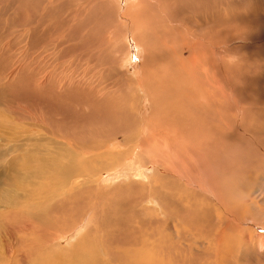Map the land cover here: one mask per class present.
<instances>
[{"label":"rangeland","instance_id":"1","mask_svg":"<svg viewBox=\"0 0 264 264\" xmlns=\"http://www.w3.org/2000/svg\"><path fill=\"white\" fill-rule=\"evenodd\" d=\"M211 1L197 0L200 3L198 4L196 0H141L137 5L131 6L129 11L132 14L130 17V15L128 16L125 13L128 11L126 7L127 0H0V150L7 149L8 144L11 145L15 142V136L23 134L24 130L33 133V130L29 128H31L32 124L39 122L42 124L39 133L44 135V137L52 136L56 139H54L56 143H43L44 146H50L49 148L51 149V146L57 145L58 142L62 145H64V142H67V139H65L67 136H61L62 131L82 129L84 134L88 135L91 133L89 129L93 125L101 126L100 129H98L99 127L97 128V130H100V133L108 130L107 127L109 129L113 128V126H120L119 128L124 127L123 131L122 129L119 131L116 129L109 130L113 132V136L111 135L112 137L105 138L106 143L108 142L105 148H98V151L102 150V154L105 153L103 150L106 152H116V154L122 150L130 153L136 146L135 150H138V154L141 155V149L144 147L150 149V143L154 141L152 138H155L153 143L157 142L159 147L165 144L166 141H169L171 144H174L176 141L177 143L183 144L185 140V143L181 146V150L186 154L187 158L177 159L172 155L171 151H168L167 155L171 154L169 165H171L172 158L175 159L173 163L178 166H180L181 161L184 164L187 159L188 162L186 161V163H190L192 164L191 166H197L196 168H199L201 176H203L206 182L211 180V177L207 176V170L212 169L213 173H216L214 179H217L220 184L219 187H216L217 194L225 203H230V208L238 214H234V219L232 216L230 217L233 229L229 230L228 233L233 231V235L227 241V246L233 248V252L231 253L232 255H229L228 259L234 262V264H264V244L260 245L264 243V0H249L250 4H248V0H233L228 5L222 0L221 6H213V10L206 9L208 2L211 4ZM220 1L215 0L214 2H216V5L219 2L218 5H220ZM234 1H236L235 8H229V11H227L226 8ZM52 3L54 5L53 7ZM136 9H140V12L138 13ZM54 12H57V14ZM80 12L81 15L83 14L82 16ZM195 12L198 14H195ZM73 14H75V17H73ZM218 15L224 18L223 22L225 24L223 25L224 27L216 29L213 33L211 27L215 20L219 18L217 17ZM232 15L237 16V20L234 22L229 21V19L231 20L233 18ZM53 16L57 18L54 19ZM58 16H61V18ZM127 18H132L136 21L139 20L138 22L140 24H135L139 30H137L139 32L137 33L138 35L142 33L140 32L143 28L142 23L145 22L149 32L152 33L146 46L153 47L147 48L148 52L146 53L148 54L143 59L138 53L139 50L135 48L134 42H132L133 40L130 39L132 27L128 26ZM74 19L77 22L76 27H74L76 25ZM72 25L73 27H71ZM235 25H239L240 27L247 25L248 27H245L247 31L245 28L238 29L240 31L237 28L236 31L235 28L232 30L231 27ZM206 29L210 31H205ZM217 31L218 34H216ZM58 40L62 41L59 43ZM194 57L196 60H194ZM28 64L33 68L44 71L41 78L44 79L46 77V80L49 81L48 83L46 82L43 95L46 97L50 96L52 91L49 88L53 87L57 92L56 97H58L55 107L51 106V104L42 107L44 103L33 104L30 106L31 112H29V105L26 99H29L33 94L28 96L25 93L24 88L27 85L23 82L27 74L25 72L26 68L24 67ZM200 64L202 65L201 70H205V72L200 71V77L197 78L193 68L196 66L199 67ZM179 68L185 69L184 74L182 73L183 69H180V71ZM48 75L49 77H47ZM171 82L177 84V88L174 89ZM34 83H38L37 77H35ZM217 86L219 87V91L215 89ZM164 88L166 91L163 90ZM176 89L177 91L179 90L178 93H176ZM223 91L227 94L229 93L228 95H231L233 101L237 103V108L239 109L238 111L235 110L236 113L234 110L224 109L226 101L223 98ZM166 92L168 93L166 94ZM206 94L210 97L211 104L206 103ZM182 95L184 97L188 96L186 99L187 104L193 102L194 98H196L195 101L198 104L196 103L192 107L189 106L179 109L175 102ZM157 99L160 100L158 101ZM167 110L168 112L166 114ZM245 110H247V113H245ZM227 111L228 115L224 116L223 112ZM180 112L181 114H192L195 118L194 120L197 121L196 125H188L190 118L184 122V117L183 120H180L184 123L179 126V121L176 122L172 118L174 117L172 115H175V113L180 114ZM23 113L27 115L22 117ZM34 113L40 117L39 122L32 118ZM50 114L52 117H49ZM163 114L167 119H163ZM246 114L248 116L244 117ZM46 117L53 119V122L58 124L56 126L59 127L60 133L57 136H53L51 132L46 133L44 131V129L51 131V128H53L52 126L46 128L47 125L41 121L46 120ZM249 118L254 120L251 121ZM162 119L164 122L166 121L165 124L167 123V126L164 127V123L159 124V122L163 121ZM173 122L176 125H174L175 123L172 124ZM7 123L8 125H6ZM109 123L112 125H109ZM7 126L11 127L7 129ZM196 126L197 128L200 126L202 131L196 130ZM11 128L13 129L11 130ZM185 128L188 129L187 132H185ZM210 129L213 131H210ZM216 129L219 132L222 131L221 134L224 132L226 135L231 136L230 139L232 141L228 149V151L231 150V153L227 151L228 146L223 141L224 139L219 138L216 142L211 140V143L205 139L206 130L207 132L217 134L219 132ZM260 129L263 130L259 132ZM174 133L175 135L179 133V138H172V141L165 139L168 136V138L174 136ZM189 133L191 134L187 136L186 134ZM129 137L130 140L128 139ZM181 138H184V140H181ZM36 140L38 141L37 138ZM203 140L205 143L202 142ZM21 141L23 142V140ZM117 142L119 144L121 143L120 145L122 147L113 146V148L112 145H116ZM140 142L145 145L144 147L137 148ZM66 144L64 148H59L60 151L58 147H55L54 150L58 153L63 151V155L65 151H70L69 153L65 152L66 158L69 157V154L75 152L79 154L82 150L79 145L68 147ZM203 144L214 147L217 145L215 148L213 147L215 153L211 154L207 152V147ZM31 145L32 141L29 140L28 147H31ZM86 145L85 149H88L90 144L88 143ZM171 146H169V149H173ZM60 147L63 146L60 145ZM217 147L221 148L216 149ZM14 150L12 154H18L19 151L17 148ZM193 150L195 154H193ZM187 151L188 153H186ZM159 152H162V150ZM95 153L96 151L92 154L93 158L91 157L93 160L90 158L92 160L89 164L91 171L88 172V180L92 181L91 184L95 192H93V197H91L92 202L89 201V204L91 203L90 205H92L95 203V207L98 208V214L94 219L96 223H99V221L101 223L103 221L102 213L105 212L103 210H106L109 206L115 207V205L128 204L126 200L131 195H136V191L129 192V188L126 187L130 186L133 188L134 183L136 184L135 186L144 185V190L148 192L150 186L147 181L139 182L140 180L138 182L133 180L134 183H128L126 181L121 184L104 185L105 182L102 181H104L105 174L103 172H105L106 168L103 167L109 161V166H118L124 160L117 158V156H110L105 157L106 159L103 161L99 160V157L95 159ZM79 155L81 156V154ZM6 157L0 159V196H2L1 190L4 187L3 183L5 181L3 175H5L6 170L9 168L10 159H8L9 156ZM113 159H117V161L112 163ZM143 159V162L148 163L146 157ZM100 164L102 165L100 166ZM97 165L103 168V170L99 169ZM225 167L229 168L225 171ZM76 168L79 169L77 166ZM181 171L185 172V169H181ZM20 173L22 172H19L18 175ZM189 173L194 174L192 170H189L188 175H190ZM182 175L186 177V174ZM16 177L13 176L12 178L15 179ZM228 177H231L229 189L223 186L225 182L224 178ZM198 182L202 186H205L202 179L198 180ZM9 183L7 180L5 185H9ZM130 184H133V186ZM147 184L149 187L146 186ZM196 194L202 200L186 198L184 203L197 204V201H199L198 203L200 201H207L205 206L210 203L211 206L207 208L216 221L210 226L212 231L210 227L208 230L214 233V238L205 235V237L198 236L197 240H194L187 233L188 236L186 235L187 237L185 239L183 238L181 243L185 248L191 245V247L198 246L200 249H203L207 248L210 242L213 247L222 248L225 236L221 235L222 232L217 223V220L222 219L219 213L221 207H223L222 203L217 204L211 201V199L203 196V193L202 195ZM121 195L126 198L123 200ZM147 196H137L136 205L144 213L145 218L138 217L136 224L140 225L142 223L143 232L150 234L149 236L146 235L150 238V241L152 240L155 244H159L156 240L159 242L164 241L168 235V228L159 231L160 233L158 235L161 236V240H159L160 238L149 230L151 224H148L146 220L153 219L155 222L167 223V225L169 223V228L172 225V222H170L172 220L171 218L163 217L164 213L157 211L156 205H153L155 208L151 206L150 204L153 202L147 199ZM168 196L175 197V195ZM180 197H182L181 194ZM179 206L182 207L185 205L179 204ZM196 210L200 213L202 212V208L199 206ZM16 213L18 212H13L11 215H8L3 205L0 206V264H69L70 261L72 262L71 258H74V247L76 244H79V241H82V246L85 242H93L96 240L94 235H97L96 230L99 225L95 222L92 223L93 226L90 228L91 233L89 232V237H85L87 239L79 238V234L81 236L85 234L83 231L85 222L74 230L75 232L81 228V231L78 230L76 235L70 232L77 222L83 218V214L71 216L73 219L66 215L63 224H61V220L59 219L58 222H60L61 228L59 227L60 229L58 228L56 230L58 233L52 236L53 239L49 237L50 239L44 242L45 240L42 237L47 229L43 227L37 235L35 233H28L31 235L29 236L24 229L25 224L20 223L21 220L20 218L18 220L15 215ZM86 215L88 217V214ZM204 224L207 225L206 223ZM180 225L176 224L179 227L184 226L183 224ZM216 234L219 236L217 235L215 237ZM154 237L156 238L154 239ZM25 242L28 243L25 244ZM39 247L41 255L34 256V250ZM110 247L113 251H122V247L120 248L117 244L113 243ZM25 249L29 250L26 251ZM80 250H78L79 253L77 252L76 256L83 258L85 252L84 250ZM49 251L52 253H48ZM128 251L127 249L125 253ZM37 252L40 253V251ZM214 254L216 256V253ZM215 256L210 257L212 264ZM43 258H47V261ZM19 259L21 260L19 261ZM113 259L115 261L112 264H134V262L141 260V256L139 253H136L135 257L133 254L131 256L127 255ZM101 260L100 264H110L109 261H111L109 257L101 258Z\"/></svg>","mask_w":264,"mask_h":264},{"label":"bare ground","instance_id":"2","mask_svg":"<svg viewBox=\"0 0 264 264\" xmlns=\"http://www.w3.org/2000/svg\"><path fill=\"white\" fill-rule=\"evenodd\" d=\"M140 1L141 0H127V6L126 7H127L128 11L125 12V13H127L128 16L130 15V17H131L132 13L129 11L131 6L137 5ZM214 1L215 0H212L211 4H209V2H208V5H207L206 9L209 8L210 10H213V6L214 7L221 6L222 0L220 1V5H218L219 2H217V5H216V2H214ZM224 1L228 5L233 0H224ZM196 2H197V0H196ZM22 3H23V1H22ZM198 4H200V3H198ZM222 4H224V3H222ZM248 4H250V1H249ZM235 5H236V1H234L227 8L225 6V8L227 9V11H229L228 9L229 8H235ZM53 6L54 5L52 3V7ZM140 9H141V7H140ZM136 10H137L138 13L140 12L138 9H136ZM160 10H161V8H160ZM198 10H199V8H198ZM73 11H74V9H73ZM81 12H80V15H81ZM230 12H232V11H230ZM54 13L57 14V12H54ZM46 14H48V13H46ZM75 14H73V17H75ZM195 14H198V13L195 12ZM77 15L79 16V14H77ZM161 15H162V13H161ZM44 16L46 17V15H44ZM44 16H43V18H44ZM49 16H50V13H49ZM228 16H230V15H228ZM58 17L61 18V16H58ZM136 17H137V15H136ZM138 17L141 18L140 16H138ZM217 17H219V15ZM236 17L237 16H233V18H231V20L229 19V21L230 22L236 21L237 20ZM53 18H54V16H53ZM55 18H57V17H55ZM32 21L34 22L33 19H32ZM74 21L76 22V19H74ZM77 21H78V19H77ZM126 21L129 23L128 26L132 27V29H131V38L130 39L133 40L132 42H134L135 48L139 50L138 53L143 59V57L145 55L147 56V54H148V53H146V52H148L147 48L151 47V46L147 47L146 45L149 42V38H150L152 33L149 32L148 26L145 24L146 23L145 22V23H142L143 24V28H142V31H140L142 33L138 35L137 33H139V32H137L138 29H137L135 24L139 23L138 22L139 20L136 21V20H133L132 18L131 19L127 18ZM223 21H224V18H221V17L217 18L215 20V22L212 24L211 31L214 33V31L216 29L224 27L223 25L225 24V22H223ZM57 25H58V23H57ZM239 25H235L234 27L230 26V27H231L232 30H234V28H235V31H236V28L238 30V29H244L245 27H248L247 25L246 26L243 25L242 27H240ZM76 26H77V22H76V25L74 27H76ZM168 26H169V24H168ZM37 27H38V25H37ZM71 27H73V25ZM138 27H139V25H138ZM171 27H173V26H171ZM53 29H56V28H53ZM245 30H246V28H245ZM248 30H250V29H248ZM152 31H154V30H152ZM205 31H210V30L206 29ZM238 31H240V30H238ZM250 31H253V30H250ZM74 33H75V31H74ZM128 33H129V31H128ZM248 33H249V31H248ZM71 34H73V32H71ZM216 34H218V31H217ZM24 35H25V33H24ZM32 36H34V35H32ZM77 36H78V34H77ZM124 36H125V34H124ZM26 40H27V38H26ZM60 41H62V40H60ZM60 41H59V43H60ZM62 43H64V42H62ZM195 51H197V50H195ZM203 54H204V52H203ZM194 60H196V58ZM213 60H215V59H213ZM144 61H145V59H144ZM191 61H192V59H191ZM139 65H138V67H139ZM41 66H42V64H41ZM172 67H174V66H172ZM24 68H26L25 72H27L26 77L23 79V82L27 85L24 88V91H25L26 94H28V96L33 94L32 96H30L29 99H26L27 103L29 105V110H30L29 112H31L30 106H32L33 104L44 103L42 105V107H45L46 105H50V104H51V106L55 107L56 104H57L56 99H58V97H56L57 92L55 91V89L53 87H50L49 89L52 91V94L50 96H48V97L43 95V93L45 91L44 87L46 86V82L48 83V81H49V80H46V77L44 79L41 78V76L44 73V71L42 69L38 70L37 68H33V67L30 66V64H28ZM180 69H183L182 73L184 74L185 69L184 68H179V70ZM201 69H202V65L201 64H200L199 67L196 66V67L193 68V70L196 73L197 78L200 77L201 72H205V70H201ZM41 71H42V73H41ZM190 71H189V73H190ZM191 73H192V71H191ZM191 73H190V75H191ZM35 77L38 78V83H34L35 82ZM47 77H49V75ZM240 79H241V77H240ZM184 80H185V78H184ZM172 82H173V80H172ZM190 83H191V81H190ZM182 84H183V82H182ZM172 86H173L174 89L177 88V84H175V83H172ZM215 89H217L216 91H219V87L218 86H217V88L215 87ZM222 89H221V91H222ZM163 90L166 91L165 88ZM231 90H232V88H231ZM176 91H177V89H176ZM178 91L176 93H178ZM167 93L168 92H166V94ZM210 93L212 94L211 91H210ZM211 94H210V96H211ZM222 94H223V98L226 101L224 109L225 110L231 109V110H234V112H235V110L238 111L239 108H237V103H235L233 101L232 96L228 95L229 93L227 94L224 91L222 92ZM187 98H188V96L184 97L182 95V97L178 98L179 100L177 102H175V104L179 107V109H183V108H186V107H189V106L192 107V106H194L197 103V101H195L196 98H194L193 102H191L190 104H187L188 103V102H186ZM189 99H191V98H189ZM157 100L159 101L160 99H157ZM157 100H155V101H157ZM203 100H204V98H203ZM205 100H206L207 104H211L210 97L207 96V94H206ZM240 102H241V100H240ZM155 104H156V102H155ZM157 104H159V103H157ZM238 105H239V103H238ZM210 108H211V106H210ZM214 110H211V111H214ZM246 111L247 110H245V113H247ZM129 112H130V110H129ZM164 112H165V110H164ZM167 112H168V110L166 111V114H167ZM172 112H173V110H172ZM215 112H217V111L215 110ZM239 112H240V110H239ZM223 113H224V116L228 115V111L227 112H223ZM25 115H27V114L23 113L22 117L25 116ZM156 116H157V113H156ZM163 116H164V114H163ZM172 116H174L172 118H174L176 122L179 121V123H178L179 126H180V124L184 123L185 121H188V118H190L189 121H188V125H191V124H195L196 125V122H197L196 120H194L195 118L192 116V114H187V113H184V114L182 113L181 114V112H180V114L175 113V115H172ZM245 116H248V115L246 114V115H244V117ZM49 117H52V115L50 114ZM184 117H185V120H183ZM32 118L38 120V122H39V118L40 117L37 116L36 113L33 114ZM164 118H166V117L164 116L163 119ZM226 118H229V117H226ZM50 119L51 118H47L46 117V120H41L42 122H44L47 125L46 128H49V126L53 127V128H51V131H48L46 129H44V131L46 133H50L51 132V134L53 136H57L60 133L59 132V127L56 126L58 124L53 122V119H51V120ZM219 119H220V117H219ZM242 119H243V116H242ZM164 120L159 122V124L160 123H164V127H165V126H167V123L165 124L166 121L164 122ZM180 120H183L184 122L180 121ZM253 120H251V121H253ZM8 123L6 125H8ZM174 123L175 122H173L172 124H174ZM119 124H121V123L119 122ZM169 124H170V122H169ZM109 125H112V124L109 123ZM174 125H176V123ZM161 126H162V124H161ZM197 126L195 128H197ZM200 126L196 130L202 131L200 129ZM10 127L11 126H9V127L7 126V129L10 128ZM40 127H42V124L40 122L36 123V124H32L31 128H29V129L33 130L32 131L33 133L29 132L28 130H24L23 134L15 136V142L13 144H11V145L8 144V146H7L8 148L7 149H5V150L1 149L0 150V159H2L3 157L7 158L6 156H9L8 159H10L9 168L6 170L5 175H3L5 181L3 183L4 187L1 190V195L2 196H0V206L3 205V208L6 209V212L8 213V215H11L13 212H18L15 215L17 216L18 220L20 218V220H21L20 223L22 222V223L25 224L24 229L26 230V234H28V233L29 234L30 233L34 234L35 233L37 235V233H39L40 230L44 227V228L47 229L48 232L46 231L45 234L43 233V237L42 238L45 240L44 242H47V240L50 239L49 237L52 238L53 235L58 233L56 230L60 227L61 224H63V221H65L64 218H65L66 215L68 217H71V216H79L80 214H83L84 215L83 218H81L80 221L77 222V224L74 226V228L72 230L70 229L71 230L70 232L73 235H76L78 233V230L81 231V228L76 230L75 232H74V230L78 226L83 224V222H85L84 225H83V228H84L83 231H84L85 234L82 235V236L79 234V238L81 237L83 239H87L89 237L88 235L91 233L90 232V228L93 226L92 223L95 222L94 218L98 214V208L95 207V205H94L95 203L92 204V205H90L91 203L89 204V201L92 202L91 197H93V192L94 191H93V186L91 184L92 181L90 180L91 181L90 182L88 180V172L91 171L89 169L90 168L89 164L93 160L92 159L93 158L92 154L94 153V151H96V153L94 154V155H96V158L94 157L95 159H97L99 157L98 158L99 160H103L104 161V159H106L105 157H110V156H115L116 157L117 156V158H119L121 160H124L123 163L121 162L122 164L118 165V166H116V165L109 166L108 164H109L110 161L107 164L108 166L107 165H105V167L102 166L103 168H106V170H107V171L105 170V172H103L105 174V178H103L104 181H102V182H105L104 185H106V184H121V183H125L126 181H128V183H134L133 180L137 181V182L140 180L139 182H142V181L146 182L147 181V183L150 186V189L147 192V191L144 190L145 189L143 187L144 185L135 186L136 184L134 183V186H133V184H130V185L133 186V188L128 185L129 187H126V188H129V192L136 191L137 192L136 195H131V196H133L132 199H130L131 198V196H130L126 200V202L128 204H122L121 205L120 203H123V202H120L119 204L121 206L120 205L119 206L115 205V207H110L109 206L108 208H106V210H103V211H105V212L102 213L103 214V216H102L103 217V221L101 220L102 221L101 223H100V221H99V223L95 222L96 224L99 225V226H97V230H96V234L97 235H94V238L96 240H94L93 242H89L87 240L89 243L85 242V244H83L82 246H81V242L82 241H79V244H76L75 247H74V251H73L74 258L73 259L71 258L72 262L69 260L70 261L69 264H100L101 261H102L101 258H105V257H109L111 259V261H109V262H110V264H112V262L115 261L113 258H121V257L127 256V255L131 256L133 254H134V257H135L136 253L140 254L141 260L137 261V262H134V264H212L210 257L215 256L214 253H216V256L214 258L213 264H234V262H231L230 259H228L229 255H232L231 253L233 252V248L227 246V241L229 240L230 236L233 235V233H232L233 231L228 233L229 230L233 229V225L230 222V217L231 216L233 217L234 214L235 215H238V214L235 213L233 211V209L230 208V203L229 204L225 203L220 198V196L217 194L216 187H219L220 184H219L217 179H214V177H216V175H215L216 173L215 172L213 173L212 169L207 170V176H210L211 180L206 182L203 179V176H201L199 168H196L197 166L196 167L195 166L194 167L191 166L192 164H190V163H186V161L188 162L187 159H186L184 164H182V161H181L180 162V166H178V165H175L173 163V161H175V159L172 158L171 163H170L171 165H169V158L171 157V154L167 155L168 151H171L172 155L175 158H177V159H185V158H187L186 154L181 150V146L185 143L184 138L183 139L181 138V140H184L183 144L177 143L176 140H174V141H176L174 144H171V143H169V141L168 142L166 141V143L162 144L160 147H159V144L157 142L153 143L155 141V138H152L154 141L150 143L151 144L150 149H146L144 147L145 144H142L140 142L137 145V148L144 147L140 151V154L144 155V156H141V155L138 154V150H135L136 146L130 153L124 152V150H122V151L117 152V154H116V152H112V151L111 152L110 151L106 152L105 150H103L105 153L102 154L101 153L102 150L98 151V148L101 149V148H105L107 146L106 144L108 142L106 143V139L105 138H108L113 133V132H111L109 130L110 129H116L117 131H119V130L122 129V131H123L124 127L121 126L122 128H119L120 126L119 127L118 126H113V128L109 129V127L106 126L108 128V130H106L104 133H100L99 132L100 130H97V128L99 127L98 129H100L101 126L93 125L89 129L91 133H89L88 135H85L84 131L82 129H77V128H76L77 130L74 129L72 131H70V130L62 131L63 133H62L61 136L62 137H66L67 136V138H65V139H67V142H66L67 144L64 142L63 143L64 145L66 144V146H68V147L79 145L82 148L81 151L79 149V151H80L79 154H81V156L78 153H77L78 154L77 155L76 152H75V153L69 154V157L66 158L65 154L70 152L69 149H68L69 152H67V151H65L63 149L66 152V153L64 152V155H63V151L58 153L57 151L54 150L55 147H58V150H59V148H64V145L60 144L59 142H58L57 145L51 146L52 149L49 148L50 146H44L43 145V143H47V144L56 143V141H55L56 139L54 137H52V136H45L44 137V135L39 133ZM4 128H6V127H4ZM107 128H105V129H107ZM126 128H128V127H126ZM171 128L173 129V127H171ZM12 129L13 128H11V130ZM178 129H181V128H178ZM174 130H175V127H174ZM187 130L188 129L185 128V132H187ZM191 130L194 131L193 129H191ZM261 130H263V129H260L259 132ZM112 131H114V130H112ZM210 131H213V130L210 129ZM217 131L219 132V130H217ZM64 132L65 133L67 132V133L65 134ZM185 132H183V133H185ZM205 132H206V134H205ZM205 132H203L205 134V139L207 141H210V143H211V140H214L216 142L219 138L220 139H224L223 141L226 142V144L228 146L227 147V151H228L229 146L231 145V141H232L230 139V137H231L230 135L227 134L228 135L227 136L226 133H224V132H223L224 134L223 133L221 134L222 131H220L217 134L216 133H212V132H207V130ZM165 133H164V135H165ZM170 133H171V131H170ZM179 133H180V130H179ZM179 133L178 134L176 133V135L174 133V136H171L170 138H168L169 136L166 137V138L165 137H163V138H165L167 140H171L172 138L176 139V137H178ZM190 134L191 133L186 134V135L189 136ZM162 135H163V132H162ZM169 135H173V134H169ZM36 138L38 139V141L36 140ZM128 139L130 140V137ZM21 140H23V142ZM29 140L32 141L31 147H28L29 146ZM178 140H180V139H178ZM147 141H148V139H147ZM202 142H204V140ZM88 143L90 145H89L88 149H85L86 146H87L86 144H88ZM210 143H208V144H210ZM217 143H219V142H217ZM59 144L61 146H63V147H60ZM120 144L117 142L116 145L113 144L112 147L113 146H116V147H120L121 146L122 147V145H120ZM170 145H172L171 147H173V149H169ZM203 145H205V144H203ZM198 146H199V144H198ZM205 147H207L206 148L207 152H210L211 154L215 153L214 149H213L214 146L205 145ZM221 147H217L216 149L221 148ZM16 148L19 151L18 154L17 153H15V154L13 153L12 154V152H14L15 151L14 149H16ZM161 150H162L163 153L159 152ZM117 151H118V149H117ZM193 152H194V150H193ZM228 152L231 153V150L228 151ZM186 153H188V151ZM193 154H195V152ZM222 155H224V154H222ZM191 156H192V154H191ZM80 157H82V158L80 159ZM115 157H114V159H115ZM144 157H146L148 159V161H147L148 163H145V161L143 162V160H144L143 158ZM85 158H86V160H85ZM8 159H5V160H8ZM114 159H113V161L111 160L112 163L117 161V159L116 160H114ZM99 160H98V162H99ZM92 164H94V163H92ZM75 165L79 169H77ZM101 165L102 164H100V166ZM95 167H96V165H95ZM97 167L99 169L103 170V168L99 167L98 165H97ZM19 168H20V170H19ZM227 168H229V167H227ZM227 168L225 169V171L227 170ZM181 169H185V172H182ZM92 170H93V167H92ZM189 170H192V172L194 174L189 173L190 175H188ZM19 172H22V173H20L18 175ZM182 174H186V177L184 175H182ZM13 176L14 177L17 176V177L15 179H13L12 178ZM200 179H202V182L205 184V186H202L201 184H199L198 180H200ZM224 179H225V182L223 183V186H225V187H227L229 189L230 184H231V177L224 178ZM7 180L10 182L9 185H5V182ZM207 180H208V178H207ZM151 183H154V184H151ZM148 184L146 186H148ZM188 184H190V186H188ZM196 193H198L200 195H202V193H203L204 194L203 196H206V198L211 199V201L216 202L217 204L222 203L223 207H221V210L219 212L221 217H222V219L221 220H217L218 226H219V228H220V230L222 232L221 235L225 236V239L222 238V239H224V243H223L224 245L222 246V248H218V247L215 248V247H213L211 245L210 242H209V246H207V248H203V249H200L198 246L197 247H191V245H190V247L187 246L185 248V246L181 243V240L183 238L185 239V237L188 236L187 233L194 240H197L198 236L199 237H205V235L206 236L209 235L210 237L214 236V233H211V231H212L211 229L212 228L210 226L212 225V223L213 224L215 223L216 219L213 218L212 213L207 208V207L211 206L210 203H208L207 206H205V203L207 201H200V203H198L199 201L196 200L197 204L184 203L186 198L202 200V199H200L201 198L200 196H199L200 198H198V195ZM112 194H114V193H112ZM137 194L141 195V197L148 195L147 199L152 200V202H153L150 205L151 206L156 205L157 206V211L165 214V216L163 214V217H165V218L168 217V219L171 218V220H172V221H170V222H172V225H171L170 228H169V223L167 225V223L164 224V223H160V222H155L153 219H151V220L149 219L152 222L151 223L149 220H146V222L148 224H151L149 230L154 235H156L159 238L161 237V236L158 235L160 233L159 231L168 228L167 229L168 230V235L166 236L165 240L161 241V242L156 240L157 243H159V244H155L152 240L150 241V238H148L146 236V235L149 236L150 234L148 232L147 233L143 232V227H142V223L141 222H140L141 223L140 225L136 224V221L138 220L137 219L138 217L145 218L144 213L141 210H139V208L136 205V199H137V196H138ZM180 194L182 195V197H180ZM168 195H175V197L174 198L173 197H169ZM101 197L104 198L103 196H101ZM121 198H123V200H124L126 197L125 196L123 197L121 195ZM203 199H204V197H203ZM194 203H196V202H194ZM179 204L185 205L186 207L185 206L180 207ZM198 206L200 208H202V212L201 213L196 210V208H198ZM153 207L155 208V206H153ZM96 210H97V212H96ZM153 211H154V209H153ZM258 211H260V210H258ZM86 214H88V217H86L87 216ZM161 216H162V214H161ZM172 216L175 217V218H173ZM14 218H16V217L14 216ZM59 219L61 220V224H60V222H58ZM233 219H234V217H233ZM75 221H77V220L75 219ZM97 222H98V219H97ZM204 223H206L207 225H205ZM232 223H233V220H232ZM24 224H23V226H24ZM176 224L179 225V226H181L180 224H183L184 226L183 227H179V226H176ZM56 225H57V227H55ZM13 226H14V224H13ZM209 227H210L211 231L208 230ZM213 227H215V226H213ZM18 230H19V227H18ZM83 231H82V233H83ZM203 233H204V235H202ZM217 235L218 234H216L215 237H217ZM29 236H31V235H29ZM85 237H87V238H85ZM39 238L41 239V237H39ZM155 238L156 237H154V239ZM162 238H163V236H162ZM241 239H242V237H241ZM159 240H161V238ZM41 242H42V240H41ZM44 242H42V243H44ZM26 243H28V242H25V244ZM113 243L117 244L120 248L122 247V251H119V250L118 251H116V250L113 251V249L110 247L111 244L113 245ZM39 244H41V243H39ZM263 244L264 243H262L260 245H263ZM27 245H29V244H27ZM30 245H32V244H30ZM119 247H117V248L119 249ZM80 249L84 250V252H85V256L84 257L82 256L83 258H80V256L79 257L76 256L78 250H80ZM127 249L129 251L125 253V251ZM28 250H26V251H28ZM82 250H80V251H82ZM37 251H40V253H38ZM50 252L51 251H49L48 253H50ZM33 255L34 256L41 255L40 247L38 249L34 250ZM115 256H118V257H115ZM46 259L47 258H45L44 260L47 261ZM20 260L21 259H19V261ZM15 262L17 263V261H15ZM58 264H64V263H58ZM105 264H107V263H105Z\"/></svg>","mask_w":264,"mask_h":264}]
</instances>
